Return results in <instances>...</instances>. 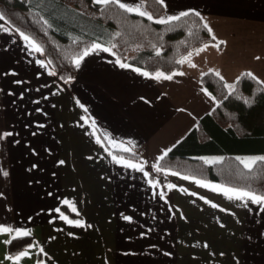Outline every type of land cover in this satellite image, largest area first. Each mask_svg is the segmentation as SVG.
Masks as SVG:
<instances>
[{
	"label": "crops",
	"instance_id": "crops-1",
	"mask_svg": "<svg viewBox=\"0 0 264 264\" xmlns=\"http://www.w3.org/2000/svg\"><path fill=\"white\" fill-rule=\"evenodd\" d=\"M109 2L149 16L140 0ZM160 3L158 22L196 13L222 48L206 44L179 70L152 75L95 43L62 81L0 20V264H264V200L173 171L161 192L149 167L216 107L204 73L227 86L249 74L264 86V0ZM22 236L30 246L8 256Z\"/></svg>",
	"mask_w": 264,
	"mask_h": 264
},
{
	"label": "trees",
	"instance_id": "trees-1",
	"mask_svg": "<svg viewBox=\"0 0 264 264\" xmlns=\"http://www.w3.org/2000/svg\"><path fill=\"white\" fill-rule=\"evenodd\" d=\"M140 1L152 20L114 2L96 4L93 0H45L41 7L32 0H0V16L39 47L62 81L74 76L76 59L95 43L152 75L179 70L183 56L206 44L222 48L196 13L160 23L162 4ZM200 83L217 101L216 107L156 163L151 179L161 192L168 188L165 172L173 171L264 196V160L256 159L248 168L241 160L264 155V86L249 74L227 86L212 72L204 73ZM113 153L142 162L133 152ZM214 155L221 159L207 163L202 158ZM60 213L70 220L78 218L65 206ZM31 241L29 236L13 238L7 255L17 256Z\"/></svg>",
	"mask_w": 264,
	"mask_h": 264
},
{
	"label": "snow or ice",
	"instance_id": "snow-or-ice-1",
	"mask_svg": "<svg viewBox=\"0 0 264 264\" xmlns=\"http://www.w3.org/2000/svg\"><path fill=\"white\" fill-rule=\"evenodd\" d=\"M108 2H109V0H94V3H105V4H107ZM160 2H162V0H160ZM119 6L121 8H124L128 12L134 11L133 8H127L126 5L123 4V3H121ZM135 11H138L139 12V15H141V16H145L146 15L145 12L139 11L138 8L135 9ZM184 15H188V13H181V16H184ZM147 18L149 20H152V16H150V15ZM2 19H3V17L0 16V20H2ZM176 19H179V17H176V16L170 17V20H176ZM159 22L163 23L165 21L161 20ZM205 27H207V25H205ZM24 39L25 40H28L29 38L27 36H24ZM95 47H99V45H95ZM35 50L36 51H40V49L38 47H36ZM85 54H87V53H85ZM77 63H78V61H77ZM122 66H125V65H122ZM168 78L170 79L171 77H168ZM258 159L259 160H264V157H259ZM255 162H256L255 160L252 161V163H255ZM245 167L248 168V167H250V165L249 164H245ZM5 175H6V173H5ZM235 198L236 199L249 198L252 203H260L262 200H264V196H255L251 192H242V193H239L238 195L235 196ZM126 219H127V217H126ZM26 234L27 233H25V235Z\"/></svg>",
	"mask_w": 264,
	"mask_h": 264
},
{
	"label": "rangeland",
	"instance_id": "rangeland-1",
	"mask_svg": "<svg viewBox=\"0 0 264 264\" xmlns=\"http://www.w3.org/2000/svg\"><path fill=\"white\" fill-rule=\"evenodd\" d=\"M157 21H158V20H157ZM228 86H229V85H228ZM263 156H264V155H259V154H257V155H247V156H244L242 162H243L244 165H245V164H249V165H250V163L252 164V161L258 159L259 157H263ZM202 158H203V160H204L205 162L208 163V162L218 161L219 159H221V156H219V155H214V156H203ZM155 165H156V164H154V162H150V163H149V167H150V170H151V171L155 169Z\"/></svg>",
	"mask_w": 264,
	"mask_h": 264
}]
</instances>
